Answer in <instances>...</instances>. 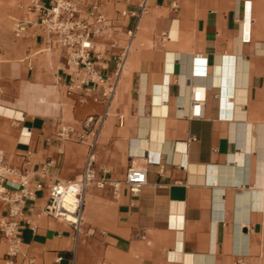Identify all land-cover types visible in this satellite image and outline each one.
<instances>
[{"label":"crops","instance_id":"0c3cea01","mask_svg":"<svg viewBox=\"0 0 264 264\" xmlns=\"http://www.w3.org/2000/svg\"><path fill=\"white\" fill-rule=\"evenodd\" d=\"M18 1V53L0 62V148L42 187L24 201L15 255L0 232V264H264V0H146L140 17L142 0H71L89 23L92 12L107 19L91 38L105 80L88 84L41 29L16 35ZM39 86L54 88L49 104ZM90 152L97 177L124 181L137 167L147 181L117 197L89 185L75 229L46 213L49 186L80 180Z\"/></svg>","mask_w":264,"mask_h":264},{"label":"built area","instance_id":"2783aa9c","mask_svg":"<svg viewBox=\"0 0 264 264\" xmlns=\"http://www.w3.org/2000/svg\"><path fill=\"white\" fill-rule=\"evenodd\" d=\"M19 8L23 9V14L15 20L14 31L17 36H25L30 27L41 29L51 41L67 49L68 63L81 68L85 73V78L80 84L89 82L104 81L97 68L96 58L94 56L92 36L97 32H103L107 19L103 14L92 12L95 17V23H89L87 20L77 16L79 10L71 0H19ZM147 12L146 0H142L139 8L131 15L140 17ZM124 14H128L127 11ZM98 26V27H96ZM133 29L128 31L129 37L134 35ZM130 45L128 44L125 53L118 57L117 69L113 77H108V87L105 94L110 99L116 89L118 79L124 67V60ZM191 115L201 117L205 102V90L199 86L192 88ZM94 117H89L86 126L94 121ZM60 137L69 139L72 137V128L69 125H63L59 132ZM94 156L90 152L86 160L85 171L80 180L55 181L49 187L50 202L46 206L47 214L56 219L66 221L79 229L82 223V207L84 202V192L89 185H95L100 188L110 186L114 196L117 197L124 184H126L133 194H138L147 181L146 171L137 167L128 169L124 181L117 179H107L97 177L93 167ZM17 177V182H14ZM42 187L37 184L34 188L30 185L27 174L8 166L5 161V152L0 148V201L7 208V215L0 221V232L3 238L9 244L8 255H15L19 251L21 238L18 233L19 218L24 214L23 204L26 199H32L35 191ZM73 193L77 199V207L66 205V194ZM31 264V263H30Z\"/></svg>","mask_w":264,"mask_h":264},{"label":"rangeland","instance_id":"374dc122","mask_svg":"<svg viewBox=\"0 0 264 264\" xmlns=\"http://www.w3.org/2000/svg\"><path fill=\"white\" fill-rule=\"evenodd\" d=\"M13 11L11 0H0V62L14 59L18 53L16 42L12 35V21L10 15Z\"/></svg>","mask_w":264,"mask_h":264},{"label":"bare ground","instance_id":"6f19581e","mask_svg":"<svg viewBox=\"0 0 264 264\" xmlns=\"http://www.w3.org/2000/svg\"><path fill=\"white\" fill-rule=\"evenodd\" d=\"M13 62H11V64H12ZM1 65V64H0ZM8 65V64H7ZM2 67V66H1ZM11 67V66H10ZM4 69H6V68H4ZM10 69V68H9ZM8 69V70H9ZM13 69V68H12ZM0 70H2V68L0 69ZM14 70V69H13ZM7 71V70H6ZM11 71V70H10ZM9 72V71H8ZM12 72V71H11ZM6 74V73H5ZM30 84V83H29ZM38 89H39V91H40V94H44V97H42V95H41V102L42 103H48L49 101H48V99H50V93H52L53 92V90H54V88L53 87H50V88H48V90H47V88H40V86L38 87ZM29 90H30V88H29ZM46 91H48V92H46ZM37 93V92H36ZM35 93V94H36ZM47 93V94H46ZM32 96V95H31ZM34 98V97H33ZM52 99V98H51ZM30 100V99H29ZM32 100V99H31ZM22 102V104H24L26 101H27V99L24 97L22 100H21ZM0 102L1 103H4V100H3V98L1 97V95H0ZM10 102V101H9ZM49 104V103H48ZM44 105V104H43ZM2 107H4V106H2ZM32 107H34V106H32ZM41 113V112H40ZM54 115V114H53ZM69 204V206H72L73 208H75V207H77V204H78V202H77V199H76V197L73 195V193H71V192H68L67 194H66V205H68Z\"/></svg>","mask_w":264,"mask_h":264}]
</instances>
